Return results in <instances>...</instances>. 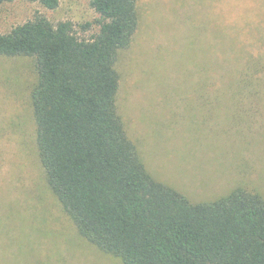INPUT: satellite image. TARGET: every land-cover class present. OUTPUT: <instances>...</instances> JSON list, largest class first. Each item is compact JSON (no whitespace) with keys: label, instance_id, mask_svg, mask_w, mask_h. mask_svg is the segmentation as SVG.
Segmentation results:
<instances>
[{"label":"rangeland","instance_id":"obj_1","mask_svg":"<svg viewBox=\"0 0 264 264\" xmlns=\"http://www.w3.org/2000/svg\"><path fill=\"white\" fill-rule=\"evenodd\" d=\"M116 104L150 172L194 201L241 185L264 197V0H138ZM89 38V0L0 3V33L34 17ZM90 23L89 29L82 27ZM33 58L0 56V264H122L81 238L39 159Z\"/></svg>","mask_w":264,"mask_h":264},{"label":"trees","instance_id":"obj_2","mask_svg":"<svg viewBox=\"0 0 264 264\" xmlns=\"http://www.w3.org/2000/svg\"><path fill=\"white\" fill-rule=\"evenodd\" d=\"M89 5L99 15L89 38L77 36L71 21L42 14L0 33V56L33 58L39 159L78 235L122 264H264L258 190L238 185L191 200L150 172L127 133L116 65L138 27V0Z\"/></svg>","mask_w":264,"mask_h":264}]
</instances>
